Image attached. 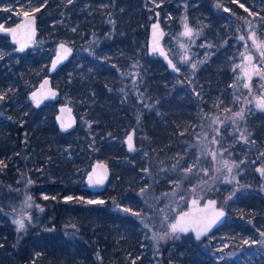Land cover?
Instances as JSON below:
<instances>
[{"label": "rangeland", "instance_id": "rangeland-1", "mask_svg": "<svg viewBox=\"0 0 264 264\" xmlns=\"http://www.w3.org/2000/svg\"><path fill=\"white\" fill-rule=\"evenodd\" d=\"M45 1L0 0V27H11L14 25L11 22L20 21L25 13H40ZM62 1L72 6L71 12L79 8L76 13L82 15L84 23L91 21L97 25V28L94 25V29L88 31V42H96L95 47L79 46L69 36L57 40H45L41 36L33 49L19 54L9 38L0 34V97H3L0 99V129L4 128V125L10 127L12 125L16 128L25 125L33 107L29 93L38 86L42 78L48 75L49 64L57 46L60 43H67L76 49L70 70L78 81L89 80L87 82L90 83L92 79L95 82L99 79L96 78V73L109 71V66L118 73L116 80L122 82L121 88L124 89L119 103L128 115L125 118L127 124L124 126V130L128 131L121 133V136H109L110 140L115 143L122 141L126 147L125 139L131 131H134L135 147L132 151L126 147L129 152L126 159L148 161L150 154L143 145L137 143L136 138L139 134L134 124L141 120L140 116L144 112L141 105L145 104L144 107L151 109L148 92H140L141 87H138L141 86L145 76L141 74L140 61L148 47L149 26L153 21L160 20L167 32L164 44L180 71L179 74L171 72L172 75L169 76L173 81V93L178 90L181 99L189 97L191 101L198 99L204 102L210 92L206 84L197 77V71L202 66L210 69L213 62L219 64L215 68L218 79H223L222 72L225 71L231 81L225 87L215 83L214 89L217 92L211 94L213 97L209 101L212 100L216 108L210 110L200 107L203 110V119L199 124L191 120L185 123L183 132L192 134L196 142L186 145L184 144L186 139H182L181 143L174 142L177 150L166 156L165 152L162 159L158 158V176L151 171L152 169L149 171L147 169L144 170L145 175L131 179L135 181V185L130 188L129 197L124 203L115 207L119 214L128 218H123L127 220L126 224L121 222L112 225L113 239L116 241L115 259L118 260V255H121L125 261L132 263L146 261V264H160L159 261H165L166 258L168 261L171 257L174 261L179 259L182 261L190 257L194 258V261H201L202 264H219L222 261H227L226 264H261L264 256V236L261 235L264 233V211L258 208L237 207L234 202L241 194L250 190L260 189V193L264 195V109L257 107L258 101L264 98V75L254 70L256 65L264 64V58L260 57L259 51L249 39V28H251L257 33L258 42L264 40V0H235V2L234 0H149L152 4V12L149 11L148 0H137L136 4L140 7L138 11H141L145 4L144 11L147 13L138 16L134 31H143L147 36L146 41H140L139 37L133 38L132 34L127 33L128 24L132 21L128 18L130 11H127L123 3L126 0H89L80 6H76L80 0ZM118 1L123 4L117 5ZM128 1L133 2V0ZM241 4L244 5L243 8L240 7ZM37 8L40 10L35 11ZM225 8L228 11H225ZM245 8L248 11H245ZM69 23L65 19L61 21V24L69 29L68 31L85 25L83 23L78 27L80 23H76L69 28ZM46 24L49 25L48 21ZM98 25H102V28ZM147 25L148 30L145 29ZM185 26L191 29L190 36L184 35ZM240 36H244L245 39L240 40ZM248 55L253 56L251 61L246 59ZM133 56L134 59L128 61V58ZM35 58L40 61L37 65L33 60ZM13 63H21L25 68L22 71L10 70ZM192 63L197 64L195 70L191 67ZM92 77H95V80ZM109 77L106 76L107 79ZM87 82L86 85L90 87ZM53 83L57 88L62 84H68L66 71L58 72L53 78ZM245 84L249 87H244ZM134 87H138L139 92L135 91ZM89 91L91 92V89ZM69 97V93L66 92L60 102H48L43 105L41 124L36 127L47 130V133L46 135L43 132L39 133L37 137L40 138L41 145L32 146L27 154L31 158L32 168L38 173L37 178H40L41 200L48 202L55 198L49 194V191L58 189L51 186L58 182L60 175L58 170L61 171L63 167H73L74 183L79 181L85 185L86 175L90 170L86 171L89 162L92 161V165L97 160L112 165L116 163V160L110 156L101 158L100 154L102 155L104 150L100 148L99 143L97 147L94 145L96 143L94 136L97 135L98 138L101 131L90 119L91 113L88 107L90 104L85 99L87 95L78 100L77 107ZM60 103H69L73 106L80 121V126L74 134L66 138L65 142L59 135L51 134ZM241 109L244 112V119L236 118V122L233 123L234 113ZM213 121L216 123L214 124ZM216 130L219 131L218 135ZM241 132L247 137V143L240 139ZM82 135V144H86L87 149L77 151V142ZM213 137L216 139L215 143ZM31 138H33L32 133L27 130L22 132L23 142ZM213 152L216 154L215 160L211 156ZM93 155L98 156L94 158ZM208 158L211 161L210 168L206 164ZM225 160L229 164L236 165L231 174L224 168ZM189 164L194 165L193 170L191 173H185L183 169ZM201 169H206L207 174ZM147 179L155 184L150 193L153 194L154 199L150 202L149 210L144 204V194L149 189L150 182ZM226 179L231 180V183H226ZM115 181L114 177V182L108 188L113 187ZM28 194L23 213L0 214L2 224L17 228L13 223L15 219L22 218L25 224L29 221L38 222L33 212L38 211L40 215L46 213L47 206L41 204L36 210L28 211L29 205H33L32 202L40 201L38 197H33L34 192ZM210 197L221 201L220 206L228 211L225 226L207 236L206 241H202L203 239L196 241L191 235L183 236L171 231L170 225L183 210L187 209L190 199L196 198L204 202ZM67 198L69 197L65 199ZM88 199L102 200L104 203L106 201L98 195ZM49 206L52 209L54 207L50 204ZM125 208L132 211L125 212L123 210ZM132 212H137L139 215H132ZM174 214H176L175 219L170 221ZM96 239L93 238L94 241H97ZM245 240L248 241L247 244L244 243ZM170 241H174L170 256L162 258L164 247Z\"/></svg>", "mask_w": 264, "mask_h": 264}, {"label": "trees", "instance_id": "trees-1", "mask_svg": "<svg viewBox=\"0 0 264 264\" xmlns=\"http://www.w3.org/2000/svg\"><path fill=\"white\" fill-rule=\"evenodd\" d=\"M85 1L88 2L89 0H80L76 6L86 3ZM136 1L130 2L126 0L123 2L127 7V11H130L128 18L132 21V23L128 24L129 27L126 30L127 33L132 34L131 37H139L140 41H146L147 36L143 34V31H134L138 16L141 17L147 13L144 11L145 4L141 11H138L140 7L136 4ZM147 2L148 7H150L149 11L152 12V4L149 0ZM123 3L118 1L117 5L121 6ZM169 5L171 6V4ZM71 8L72 6L69 3H65L62 0H46L45 6L37 14L39 17V37L42 36L45 40H57L69 36L79 46L95 47L96 42H88V31H91L89 30L91 28L94 29V25L97 28V25L91 21L84 23L82 15L76 13L79 8H76L77 11L72 12ZM63 19L67 23L70 22L69 28L76 23H80L78 27H81L83 23L85 25L82 28L68 31L69 29L61 24ZM46 20L49 25L46 24ZM16 21L11 23L15 24L17 23ZM98 27L102 28V25H98ZM145 29L148 30V25ZM145 51L140 61L142 66L141 74L145 76L141 86L138 87H141L140 92H148L147 97H149L151 109L144 107L145 104L141 105L144 112L140 116L141 120L134 124V128L138 130L139 134L136 138L137 143L143 145L148 154H150L148 161L144 159L138 162L135 158L126 159L129 152L122 141L115 143L110 140L109 136H121V133L128 131L124 130V126L127 124L125 123V118L128 115L125 113L126 110L121 108L122 104L119 103L120 96L124 94V89L121 88L122 82L116 80L118 73L113 70V67L109 66V71L96 73V78L99 79L95 82L91 79L89 83L87 82L89 80H87L86 82L90 87L86 85L85 81H78L76 75L71 73V61L60 70L66 71L68 77V84L60 85L59 89L62 95L68 92L71 102L76 107L78 100L82 99L85 94L87 95L85 99L90 104L88 105L91 113L90 119L94 121V126L100 128L101 131L98 138L97 135L94 136V139H96L95 147L99 143L100 148L102 147L104 150L100 157L107 158L110 156L116 160L115 164H110L113 171L110 185L114 182V177L116 178L115 185L108 188L105 192L93 194L79 181L74 183V168L66 166L61 171L58 170L60 174L59 180L51 186L52 188L58 187V189L49 191V194L55 198H52L49 202L48 200H41L40 178H37L38 173L32 168L31 158L27 154L32 146L41 145L40 138L37 137L39 133L42 134L43 132L45 135L47 133V130L36 127L41 124L40 117L44 106L40 108L33 106L23 126L16 128L12 125L11 127L4 125L6 123L3 124L5 127L0 129V162H2L0 164V214H22L25 200H27L29 195L28 192H34L35 196L33 197H38L40 200L32 202L33 205H30L28 211L36 210L39 204L47 206V211L43 215H40L38 211H34L33 216L38 218V222H26L25 229L21 231H17L16 227L2 224L0 220V264H146V261H136L134 263L125 261L121 255H118V260L115 259L116 252H114V248L116 241L113 239L112 225L121 222L124 224L128 223L126 220L128 218L119 214L115 207L122 202L124 203L129 197L130 188L135 185V181L131 180L132 178L135 179L145 175L144 170L147 169L148 171L152 169L151 171L158 176V158L162 159L165 152L166 154L164 155L166 156L176 151L177 148L174 146V142L181 143L182 139H186L185 145L196 142L192 134L183 132L185 131V123L191 120L199 124L203 119V110L200 107L210 110L216 108L215 103H212V100L209 101L213 97L211 94L217 92L214 89L215 83L225 87L229 85L231 80L225 71H221L224 73L223 79H218L215 68L219 64L216 62H213L210 69H205V66H202L197 71V77L206 84L210 94L207 95L204 102L198 99L191 101L189 97L181 99L178 90L175 93L172 92L174 88L172 85L173 81L169 78L172 73L167 66L156 55H149L148 47ZM132 58L134 59V56L128 58V61H131ZM33 60L37 62L36 65L40 62L37 58ZM24 68L21 63H13L10 70L22 71ZM106 76L110 77L107 79ZM92 78L95 80V77ZM138 87L133 89L139 92ZM180 88L178 87V89ZM90 89L91 92L89 91ZM89 94L90 97H88ZM134 121L136 120L134 119ZM24 130L33 135V138L26 142L22 141V132ZM74 133L75 131L69 134L62 133L56 122H54V128L51 130V134L59 135L63 138V142ZM5 136L7 141L4 139ZM82 142L83 135L79 137L77 142V151L87 149V145H83ZM97 156L93 155L94 158ZM91 163L92 161L89 162L86 171L91 168ZM206 164L210 168L211 161L209 158ZM147 180L150 182L148 183L149 189L144 194V204L149 210L151 209L150 202L154 199L153 194L150 193L153 191L154 188L152 187L155 184L150 179ZM94 195L103 197L106 200L105 203L88 204V198ZM64 197H69L70 199H65ZM219 203L221 204V201ZM49 204L52 207L54 206L53 209ZM234 204L237 207L258 208L264 211V195L260 193V189L256 191L250 190L241 194ZM141 205L143 204L141 203ZM175 217L176 214L171 217L170 221L175 219ZM93 238H97V241H94ZM206 240L207 237L202 241ZM173 244L174 241H170L165 245L162 258L170 256ZM262 258L264 261V256ZM263 261H261V264H264ZM226 262L222 261L219 264H226ZM159 263L202 264L201 261H194V258L190 257H186L182 261L180 259L174 261L171 257L169 261L166 258L165 261H159Z\"/></svg>", "mask_w": 264, "mask_h": 264}, {"label": "water", "instance_id": "water-1", "mask_svg": "<svg viewBox=\"0 0 264 264\" xmlns=\"http://www.w3.org/2000/svg\"><path fill=\"white\" fill-rule=\"evenodd\" d=\"M154 26H157L154 28ZM15 31H12V30ZM0 34L8 36L11 43L16 46V51L20 54L27 52L33 48L35 42L39 36V19L37 14L27 13L23 15L22 19L12 27H0ZM167 37V32L160 20H155L151 23L149 28L148 37V54L156 55L160 58L167 66L168 70L172 73L179 74V69L171 58L168 49L166 48L164 41ZM64 45L65 48H70L71 53L66 54L64 49L61 48ZM22 49V50H21ZM75 48L67 43H60L57 46V50L53 58L51 59L48 75L42 78L38 86L32 90L29 94V98L32 100L34 107L40 108L48 102H60L62 99V93L59 88L54 86L53 76L60 71V69L68 64L75 56ZM65 55L67 58L65 59ZM61 57L60 61H57V57ZM171 62V63H169ZM56 64L53 69V64ZM175 65V69L173 68ZM35 97V98H34ZM55 122L59 130L64 134H69L75 131L79 126V118L73 106L69 103H60L58 106V112L55 115ZM129 136H131V143L133 148L135 147V133L131 131L125 139L126 147L129 150ZM113 171L111 165L103 160H97L91 166L85 179V188L90 190L93 194H100L105 192L112 180ZM91 181V182H90ZM99 181V183H97ZM215 201V207L209 205V201ZM195 201V202H194ZM222 210L224 215L219 217L215 225L211 227L207 232H201L200 238H196V232L191 228L187 233L178 232L183 236H193L196 241H200L207 236L212 235L216 230L226 224L228 218V211L220 206L217 198L210 197L204 202L199 201L196 198L190 199L188 202L187 209L183 210L176 220L181 215L187 213L184 217V222H190L197 219H208L211 218L215 211Z\"/></svg>", "mask_w": 264, "mask_h": 264}, {"label": "snow or ice", "instance_id": "snow-or-ice-1", "mask_svg": "<svg viewBox=\"0 0 264 264\" xmlns=\"http://www.w3.org/2000/svg\"><path fill=\"white\" fill-rule=\"evenodd\" d=\"M235 2V0H234ZM240 7H244L243 4L240 5ZM40 9L37 8L35 9V11H39ZM225 11H228V9H224ZM245 11H248L247 8H245ZM25 15H27V13H25ZM250 15H253L252 13H250ZM157 27V26H154V28ZM186 27V31L184 33V35H191V29H188L187 26ZM12 31H15L14 29ZM240 40H244L245 37L244 36H240L239 37ZM249 39L252 40V44L253 46L259 51V55L261 58H264V40H260L259 42L257 41V33L255 31H252L251 28H249ZM61 48L64 49L65 53L66 54H70L71 53V49L70 48H65L64 45H61ZM22 50V49H21ZM65 59L67 58V56L65 55L64 57ZM246 59L248 61H251L253 59V56L252 55H248L246 56ZM61 60V57H57V61H60ZM171 63V62H169ZM53 69H55L56 67V64L54 63L53 64ZM191 67L193 70L196 69L197 67V64L196 63H192L191 64ZM173 68L174 70H177L175 69V65H173ZM255 71L257 72H260L262 75H264V64H258L255 66L254 68ZM245 74L247 75V71H245ZM233 87H235V85H233ZM244 87H249L248 84H245ZM35 98V97H34ZM0 99H3V97H0ZM257 107L261 108V109H264V98L260 99L257 103ZM236 118H239V119H244V112H243V109H241L240 111L234 113L233 115V123L236 122ZM213 123L215 124L216 121H213ZM217 131V135L219 134V131ZM131 136H129L128 140H129V151H132L134 150L133 149V145L131 143ZM240 139L244 140L245 143L248 142L247 140V137L244 136V133L241 132L240 133ZM216 142V139L215 137H213V143ZM215 152L211 153V156H212V159L215 160ZM0 164H2V162H0ZM224 164V168L227 170V172L229 174H231L232 172V169L233 167H236V165L233 163V164H229V162L227 160H225L223 162ZM175 167V166H174ZM193 167L194 165L193 164H189L188 166H186L183 171L185 173H191L192 170H193ZM201 171H204L205 174H207V170L206 169H201ZM91 182V181H90ZM226 183H231V180H228L226 179L225 180ZM97 183H99V181H97ZM31 199V197H29V200ZM45 199H47V197H45ZM70 199V198H69ZM229 199H231V196H229ZM195 202V201H194ZM88 204H103L104 201L100 200V201H97V200H88L87 201ZM209 205L213 206V208L215 207V201H209L208 202ZM30 206V205H29ZM41 211H43V209H40ZM125 212H131L132 210L131 209H128V208H125L123 209ZM132 215H139V213L137 212H132ZM187 215V213H185L184 215H181L179 217V219L175 222V223H172L170 225V228H171V231L173 233H176V232H183V233H187L190 228L196 232V238L199 239L200 238V235H201V232H207L208 230L211 229V227L213 225H215V223L217 222V220L219 219V217H222L224 215V212L222 210L220 211H215L213 216L211 218H208V219H197V220H194V221H190V222H187L185 223L184 222V217ZM14 224L17 225V231H21V230H24L26 225H25V221L24 219H15L13 221ZM262 236H264V233H261ZM155 238V237H154ZM161 239H163L164 237H160ZM245 244L248 243L247 240L244 241ZM253 243H256L255 241H253Z\"/></svg>", "mask_w": 264, "mask_h": 264}, {"label": "flooded vegetation", "instance_id": "flooded-vegetation-1", "mask_svg": "<svg viewBox=\"0 0 264 264\" xmlns=\"http://www.w3.org/2000/svg\"><path fill=\"white\" fill-rule=\"evenodd\" d=\"M34 14H35V13H34ZM37 16H38V15H37ZM22 17H23V16H22ZM21 19H22V18H21ZM38 19H39V17H38ZM18 22H19V21H18ZM15 24H16V23H15ZM15 24H14V25H15ZM14 25H12V26H14ZM12 26H11V27H12ZM39 30H40V29H39ZM1 35H2V34H1ZM2 36H5V35H2ZM5 37H6V36H5ZM7 37H8V36H7ZM8 38H9V37H8ZM38 39H39V36H38ZM38 39H37V40H38ZM9 40H10V39H9ZM10 42H11V41H10ZM36 42H37V41H36ZM36 42H35V44H36ZM11 44H12V43H11ZM13 45H14V44H13ZM14 46H15V45H14ZM34 46H35V45H34ZM15 49H16V46H15ZM31 49H33V48H31ZM29 50H30V49H29ZM29 50H28V51H29ZM75 51H76V49H75ZM16 52H17V51H16ZM17 53H18V52H17ZM25 53H26V52H25ZM75 53H76V52H75ZM19 54H20V53H19ZM22 54H23V53H22ZM49 65H50V64H49ZM60 70H61V69H60ZM30 100H31V99H30ZM31 101H32V100H31ZM32 103H33V102H32ZM33 106H34V105H33Z\"/></svg>", "mask_w": 264, "mask_h": 264}]
</instances>
